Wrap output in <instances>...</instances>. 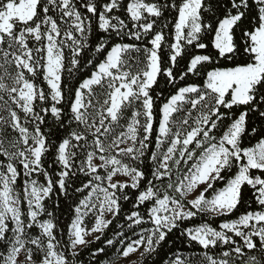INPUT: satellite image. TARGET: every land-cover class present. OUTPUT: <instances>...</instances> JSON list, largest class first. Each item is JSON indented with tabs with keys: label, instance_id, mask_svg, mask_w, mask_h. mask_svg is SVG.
Returning a JSON list of instances; mask_svg holds the SVG:
<instances>
[{
	"label": "snow or ice",
	"instance_id": "6c2138e0",
	"mask_svg": "<svg viewBox=\"0 0 264 264\" xmlns=\"http://www.w3.org/2000/svg\"><path fill=\"white\" fill-rule=\"evenodd\" d=\"M0 157V264H264V0H0Z\"/></svg>",
	"mask_w": 264,
	"mask_h": 264
},
{
	"label": "trees",
	"instance_id": "16d2710c",
	"mask_svg": "<svg viewBox=\"0 0 264 264\" xmlns=\"http://www.w3.org/2000/svg\"><path fill=\"white\" fill-rule=\"evenodd\" d=\"M165 15L167 16L168 14L165 13ZM161 86L163 87V81H161ZM251 126L259 127L260 121L255 120V118H253V124ZM251 142L255 143V140H252ZM248 143H249V139L246 137L245 144L247 145ZM0 159H2V157H0ZM71 203H72L71 199L65 201L63 197L60 198V210L57 212V215L60 217V220L62 222L61 226H63V224L69 221L70 218L69 204ZM129 207H130L129 204L125 205V209H128ZM253 207H255V205ZM218 223L219 220L215 221L213 226L218 225ZM109 235H111V232H109ZM129 235H131V233H129ZM101 246H103V241L93 244L91 248L82 252L81 256L77 258L78 261H81L82 264H89V261L91 259L90 257L91 251ZM199 250H200L199 247L196 245L189 246L187 242L184 240V238L180 236L179 231H176L175 234L171 236L169 242L163 245V247L159 250L158 254L148 259L146 261V264H164L166 260L173 257L174 253L179 252L183 255H189L192 252H196ZM114 252L115 249L106 248V255H101L98 259L105 260L111 258L113 257Z\"/></svg>",
	"mask_w": 264,
	"mask_h": 264
},
{
	"label": "rangeland",
	"instance_id": "374dc122",
	"mask_svg": "<svg viewBox=\"0 0 264 264\" xmlns=\"http://www.w3.org/2000/svg\"><path fill=\"white\" fill-rule=\"evenodd\" d=\"M131 259H137L136 256L131 257ZM121 264H127V261H122Z\"/></svg>",
	"mask_w": 264,
	"mask_h": 264
}]
</instances>
